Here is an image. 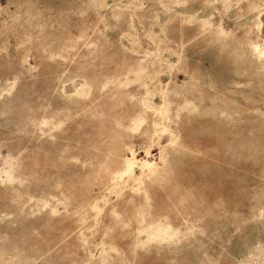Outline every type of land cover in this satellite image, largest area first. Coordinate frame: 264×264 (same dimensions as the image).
<instances>
[{
	"label": "rangeland",
	"instance_id": "obj_1",
	"mask_svg": "<svg viewBox=\"0 0 264 264\" xmlns=\"http://www.w3.org/2000/svg\"><path fill=\"white\" fill-rule=\"evenodd\" d=\"M0 264H264V0H0Z\"/></svg>",
	"mask_w": 264,
	"mask_h": 264
}]
</instances>
